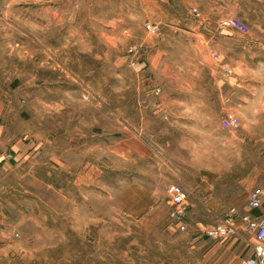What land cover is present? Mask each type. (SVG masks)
<instances>
[{
  "label": "rangeland",
  "instance_id": "374dc122",
  "mask_svg": "<svg viewBox=\"0 0 264 264\" xmlns=\"http://www.w3.org/2000/svg\"><path fill=\"white\" fill-rule=\"evenodd\" d=\"M210 4L0 0V93L27 149L21 170L0 175V264H240L249 254L240 217L229 236L204 235L264 188V104L221 94L234 73L197 35L216 27ZM234 6L249 27L264 15V3ZM169 184L187 194L183 230Z\"/></svg>",
  "mask_w": 264,
  "mask_h": 264
},
{
  "label": "crops",
  "instance_id": "0c3cea01",
  "mask_svg": "<svg viewBox=\"0 0 264 264\" xmlns=\"http://www.w3.org/2000/svg\"><path fill=\"white\" fill-rule=\"evenodd\" d=\"M212 13L215 15L206 19L207 23L214 22L216 27L207 30L206 34L198 33V36L206 38L209 49L218 54L219 61L234 73L233 79L227 82L217 83L224 99L233 104L242 106L264 104V15L253 20L249 27V33L243 35L230 28H221L219 20L225 16L237 13L234 4L246 0H209ZM256 5L264 3V0H252ZM233 4V5H232ZM264 11V9H263ZM237 18V17H236ZM240 20V19H239ZM243 22V21H242ZM247 25V24H246ZM216 61V60H215ZM219 63V62H218ZM0 93V175L6 171L14 172L22 169L27 157L23 156L25 150L22 140H15L14 131L9 132L7 115L15 110L11 102ZM17 112L15 113V115ZM238 117V116H236ZM17 119V115H16ZM239 121L246 120V112H240ZM32 176L29 172L19 175V180ZM262 210L253 213L264 216ZM253 246L249 248L243 258L252 253Z\"/></svg>",
  "mask_w": 264,
  "mask_h": 264
},
{
  "label": "built area",
  "instance_id": "2783aa9c",
  "mask_svg": "<svg viewBox=\"0 0 264 264\" xmlns=\"http://www.w3.org/2000/svg\"><path fill=\"white\" fill-rule=\"evenodd\" d=\"M195 16H199L196 8H191ZM221 28H230L243 35L249 33V27L236 17L225 16L219 20ZM146 30L151 34H157L159 27L153 23L145 25ZM213 58L219 62V67L226 73H231V69L222 64L215 52H212ZM240 121L236 116H229L223 119V125L226 128H236ZM169 196V216L175 222L179 229H185L184 217L187 210V194L184 189L177 184L167 186ZM248 211L240 215L235 208H230L225 218L218 224L207 227L204 235L208 238H224L229 236L235 229V220L240 217L246 228L251 231L255 243L252 253L243 258L240 264H264V216H257L252 213L254 210H260L264 207V188L255 187L250 190L247 199Z\"/></svg>",
  "mask_w": 264,
  "mask_h": 264
},
{
  "label": "trees",
  "instance_id": "16d2710c",
  "mask_svg": "<svg viewBox=\"0 0 264 264\" xmlns=\"http://www.w3.org/2000/svg\"><path fill=\"white\" fill-rule=\"evenodd\" d=\"M256 211H257V210H254V212H253V213H256Z\"/></svg>",
  "mask_w": 264,
  "mask_h": 264
}]
</instances>
